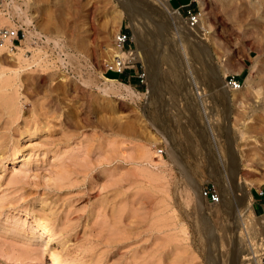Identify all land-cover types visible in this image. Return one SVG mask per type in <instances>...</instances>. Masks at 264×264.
<instances>
[{
	"label": "rangeland",
	"instance_id": "374dc122",
	"mask_svg": "<svg viewBox=\"0 0 264 264\" xmlns=\"http://www.w3.org/2000/svg\"><path fill=\"white\" fill-rule=\"evenodd\" d=\"M12 1L4 23L25 38L0 52V264H231L242 189L263 214L264 0L207 3L195 38L149 0ZM120 23L144 41L147 86L103 73Z\"/></svg>",
	"mask_w": 264,
	"mask_h": 264
},
{
	"label": "built area",
	"instance_id": "2783aa9c",
	"mask_svg": "<svg viewBox=\"0 0 264 264\" xmlns=\"http://www.w3.org/2000/svg\"><path fill=\"white\" fill-rule=\"evenodd\" d=\"M2 1L3 0H0V4ZM212 1L214 0H189L188 2L180 5H175L174 8H176L179 12H183L186 25L193 28L199 25V21L204 13L206 4ZM23 37L24 30L21 26L12 27L0 20V43H8L10 47H15L17 43H20L21 38ZM135 48L136 45L132 34L128 31L126 25L123 26L122 23H120L118 29L113 34L112 44L108 56L103 62V73L109 76V73L113 72L116 76L109 77L114 79L123 78L127 81L135 79L139 84L147 86L148 76L146 67L142 59L136 56ZM222 79L224 86L230 90L240 89L243 83V80L238 76V72L227 71L224 73ZM196 87H198V85L194 84V87L192 88L194 97L200 99L201 102L199 104L201 106H206L204 114L207 113L208 110V115H210L209 107L211 104L210 99L208 98L209 94L204 93L203 87L201 89L199 87L196 89ZM211 133L212 137L215 139L216 130H211ZM158 152L162 154L164 149L160 147ZM201 191L202 195L207 197L209 201L217 202L219 200L220 195L216 189L203 185ZM255 193L261 197L259 204L262 207V211H264V187L256 189ZM253 201H255V198ZM261 251V261L262 264H264V247Z\"/></svg>",
	"mask_w": 264,
	"mask_h": 264
},
{
	"label": "bare ground",
	"instance_id": "6f19581e",
	"mask_svg": "<svg viewBox=\"0 0 264 264\" xmlns=\"http://www.w3.org/2000/svg\"><path fill=\"white\" fill-rule=\"evenodd\" d=\"M4 1V0H3ZM1 2L0 4V20L1 22H6L5 20L7 19L5 15H8L9 14V11L5 10L7 9L6 7L9 6V2H6L8 0H5L4 2ZM10 3L13 4V1L12 0H9ZM151 3L155 4L157 8H159V10H162V12L165 13L166 16H168L169 18H172L174 22H177L176 26L178 29H181L183 31H185L187 34H190L191 38H195L199 35V29H200V21H201V18H200V21H199V25L193 27V28H190L189 26L186 25L185 23V18L183 17V15L174 7H172L170 5V3L168 2V0H149ZM15 4H13L12 6H14ZM14 8V7H13ZM125 8V7H123ZM11 10V9H10ZM6 11V12H5ZM11 14V13H10ZM122 14L123 15H126L128 18H129V21H130V25L132 27V30L135 32V29H136V19L134 16V12L132 10H129V9H124V11H122ZM117 19V18H116ZM118 21L120 20V17L117 19ZM171 21V20H170ZM24 22V21H23ZM173 22V23H174ZM119 23V22H117ZM26 24V23H25ZM165 31V30H164ZM199 33H198V32ZM167 32V31H166ZM198 33V35H197ZM132 37H133V32H132ZM25 38V35L23 38H21V41H23ZM134 41H135V45H136V48H135V52H136V56L141 59L144 60H148V59H145L146 58V54L144 53V41L142 40H139L137 39L136 37L134 38ZM21 41L20 43H17L15 45V47H10L8 45V43H0V52L2 50H5L6 48H8L9 51L13 50V49H16V46L17 45H20L21 44ZM20 49V48H18ZM143 51V52H142ZM19 57V56H18ZM22 58V56H20ZM23 61H26L27 59H22ZM146 63V62H145ZM148 63V62H147ZM147 65V64H146ZM147 68V71L150 69L148 67ZM195 69V68H194ZM151 70V69H150ZM150 70L148 71V73L150 74ZM191 72V71H190ZM1 74H4V72L2 71ZM150 77V76H149ZM223 78V77H222ZM110 80V79H108ZM110 82V81H109ZM123 85L122 87L125 88V90H127L129 92V94L133 95V90H131V88L126 85V84H122L116 80H113L111 79V84L110 85ZM219 84L222 86H224L223 84V79L222 80H219ZM108 88V87H106ZM105 88V89H106ZM224 88L228 89L226 86H224ZM230 90V89H228ZM230 91H235V90H230ZM224 93V92H223ZM223 95H228V92H225V94ZM200 100V99H199ZM252 104V103H251ZM255 105V104H253ZM264 105V104H263ZM262 106V105H261ZM258 109V108H257ZM261 109V107L259 108ZM181 131V130H180ZM180 144V143H179ZM169 146V145H168ZM185 146V145H184ZM183 146V147H184ZM182 147V146H181ZM182 147V148H183ZM186 148V147H185ZM169 149V148H168ZM148 152V151H147ZM185 152V150H184ZM149 153V152H148ZM168 153H170V156L172 155L173 157V153H172V149H169L168 150ZM188 152H186L187 154ZM146 155V154H145ZM149 155V154H148ZM149 157V156H148ZM147 158V157H146ZM150 158V157H149ZM147 162V161H146ZM150 163V162H149ZM158 164V163H157ZM157 164H155V167H157ZM160 164V163H159ZM161 165V164H160ZM159 165V166H160ZM193 166V165H192ZM194 167V166H193ZM159 171V170H158ZM161 171V170H160ZM187 172V171H186ZM204 173L202 172H199V176H203ZM191 181V180H190ZM192 182V181H191ZM196 190V194L198 195V197L201 195L199 194V189L198 188H195ZM243 190V189H242ZM241 190V194H240V200H239V203L236 205L237 209L235 208V214L237 215V219H235L236 221V226L235 227H232L233 229H229V228H226V231L224 232H227L230 236H231V233H232V247H231V252H233V256L232 257V260H231V264H262V261L260 259L261 257V254H255V251H257L258 249H262L264 247V211H263V214L261 215H257V214H254L252 212V203H253V200H254V197H253V194L251 195H247L246 192L247 191H242ZM245 190V189H244ZM188 191V190H187ZM187 193V192H186ZM219 195H220V192L218 191ZM249 194V193H248ZM186 195V194H185ZM202 196V195H201ZM187 199H191V195L188 194V196L186 195ZM203 197V196H202ZM200 198V197H199ZM225 198L222 199V197L220 196L219 197V200L217 202H212V203H215L214 206L216 205H219L222 200L224 202L222 203H226L225 201L227 200H224ZM201 205H198V204H195L194 203V211H196V213H200L202 216L203 215V211H201ZM217 208V207H216ZM226 213H224L225 215L228 214L227 211H225ZM216 214L219 213L218 211V208L216 209ZM205 214V213H204ZM196 216V215H195ZM204 216V215H203ZM217 216V215H216ZM199 216H197L198 218ZM207 217V216H206ZM217 218V217H216ZM219 218V217H218ZM227 218V217H226ZM204 218H199V220L197 219L196 222H197V225L200 227V226H203L202 223H205L203 222ZM224 223V222H223ZM260 225H262L260 227ZM222 226V225H221ZM233 226V225H232ZM251 226H254V230L256 232V235L259 237V240L260 242L256 241L253 236L251 235L249 229ZM201 228V227H200ZM222 230H223V227H222ZM231 230V231H230ZM233 231V232H232ZM222 234V233H221ZM221 236V235H220ZM223 237V236H222ZM230 252V253H231ZM262 252V251H261ZM229 253V254H230ZM232 255V253H231ZM227 256H229L227 254ZM241 256H243V259H246V262L242 263L241 262ZM229 263V262H228ZM50 264H60L58 263L56 260H53Z\"/></svg>",
	"mask_w": 264,
	"mask_h": 264
},
{
	"label": "trees",
	"instance_id": "16d2710c",
	"mask_svg": "<svg viewBox=\"0 0 264 264\" xmlns=\"http://www.w3.org/2000/svg\"><path fill=\"white\" fill-rule=\"evenodd\" d=\"M109 76H116V75L113 72H110Z\"/></svg>",
	"mask_w": 264,
	"mask_h": 264
},
{
	"label": "crops",
	"instance_id": "0c3cea01",
	"mask_svg": "<svg viewBox=\"0 0 264 264\" xmlns=\"http://www.w3.org/2000/svg\"><path fill=\"white\" fill-rule=\"evenodd\" d=\"M188 1H189V0H186V1L182 2V3H185V2H188ZM182 3H181V4H182ZM176 6H177V5H176Z\"/></svg>",
	"mask_w": 264,
	"mask_h": 264
}]
</instances>
